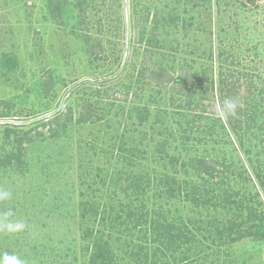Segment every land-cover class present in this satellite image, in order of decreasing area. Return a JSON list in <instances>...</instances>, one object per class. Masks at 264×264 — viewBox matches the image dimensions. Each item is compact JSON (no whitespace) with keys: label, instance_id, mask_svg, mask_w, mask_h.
<instances>
[{"label":"rangeland","instance_id":"rangeland-1","mask_svg":"<svg viewBox=\"0 0 264 264\" xmlns=\"http://www.w3.org/2000/svg\"><path fill=\"white\" fill-rule=\"evenodd\" d=\"M150 1H130V53L117 81L99 89L91 83L82 84L46 119L0 124V185L13 193L11 200L0 202V212L11 210L13 219H22L27 225L17 233L0 231V253L16 254L27 264H86L88 251L80 240L82 208H102L104 203L119 208L128 203L132 195L128 173L135 177L177 170V178L183 179L181 167L170 168L167 163L161 168L156 141L172 132L177 148H182L179 136L185 118L180 106L186 103L187 91L176 89L173 83L145 85L140 91L136 76L149 64L144 37L152 31L154 11L170 21L163 31L158 30L164 32L160 38L165 37L164 49L170 47L168 55L154 59L161 66L173 67V76L180 70L198 73L200 86L194 90L197 108L209 101L205 81L216 82L219 72L227 78L231 70V79L238 85L249 82L247 93L241 95L238 139L248 152L250 168L236 144L222 143L219 125L214 127V142L204 147L197 144L191 154L210 152L225 160L230 167L217 168L210 186L217 187L213 183L220 179L222 186L250 202L247 204L254 212H245L254 217L264 215V0H154L149 5ZM184 11L193 14L191 22L179 19ZM124 48V0H0V120H30L55 109L64 91L78 80L115 74ZM218 48L225 60L221 69L215 58ZM108 95L111 98L103 102L115 107L120 104V109L111 106L100 121L75 122L86 99ZM144 105L149 115L140 116L130 109ZM195 105L189 107L188 115ZM205 121L201 118L203 127ZM169 141L173 142L172 138ZM165 149L168 153L178 150ZM156 202L167 205L161 197ZM169 210L203 238L200 246L192 244V250L200 254L195 264H264V236L259 237L251 223L242 225L240 233L220 227L198 231L200 221L204 224L229 216L218 209L209 212L179 195L171 199ZM258 220L256 224L262 226L264 219ZM98 222L99 215L94 224Z\"/></svg>","mask_w":264,"mask_h":264},{"label":"trees","instance_id":"trees-1","mask_svg":"<svg viewBox=\"0 0 264 264\" xmlns=\"http://www.w3.org/2000/svg\"><path fill=\"white\" fill-rule=\"evenodd\" d=\"M153 3H155L154 0H151L149 5H153ZM186 4L188 3L186 2ZM83 12L82 10L81 14H84ZM154 12L152 31L149 36L144 37L146 40L144 49L147 52L149 64L141 68L136 76L141 86L140 91L144 90L145 85L161 86L169 83H173L172 85L176 89H185L187 91L186 103L180 106L182 116L185 118V125L181 126L182 134L179 136L182 148L180 150L177 148L174 142L176 137L173 136L172 132L167 138H157L156 141V144H158V147H156L158 152L156 153L158 160L161 162V168H166L165 165L167 163L170 168L181 167L184 174L183 179L179 180L177 178L176 173H179L177 170L170 173L161 172L162 174L160 175L155 172L151 176L145 173L135 177H133L132 173H128L126 177L127 186L130 189V194H132L128 203L120 205L119 208L104 203L102 208H100V205H95L94 207H85L83 210L82 202L80 240L84 241L82 244L83 250L85 252L88 251L86 264H195V258L199 259L200 254L197 255L192 250V244L197 243L200 246L203 238L191 227H188L181 216H175L169 210L171 199L177 197V195L182 200L189 201L191 199L196 206L204 207L209 212L214 211L216 213L218 209L225 211V216H229L227 220L212 218L211 220L213 221L206 220L207 222L204 224V221H200L199 226L196 228L198 231L208 229V227H210L209 230L220 227L221 229L227 228L230 231L240 233L239 230L242 225L251 223V227H254L256 234L258 232L259 237L264 236V224L260 226L255 222H259L258 219L263 220L264 215L256 214L254 217L245 212V210L254 212V209L247 204L250 203L249 201L245 202L247 199L243 194H238V192L230 190L229 187L222 186L220 179L213 183L217 184L218 188L211 187L208 183L217 174V168H229L230 165L225 164V160H218L217 157L211 156L210 152H206L203 155L191 154L193 150H197V144H202L204 147L214 142L216 133V131L214 132V127L219 125L224 136L222 143L236 144L237 149L244 155V162L250 168L251 162L248 158V152L238 139L239 123L243 116V108L240 105L241 95L244 92V94L247 93L249 82L246 81L245 84L238 85L234 82L235 80L231 79L233 76L231 70L226 73L227 78L221 77L223 73L220 70L221 72L218 73L216 82H213L212 79L208 82L205 81L204 91L208 95L207 99L209 101L204 107L201 108L199 106L197 108L194 90L196 85L200 86L198 73L193 71L192 75L187 70H180L176 76H173V67L161 66L154 59L157 56L168 55L167 50L170 48L165 47L166 49H164L165 37L160 38V35L164 32H158L159 27L163 28L162 31L165 27H168L170 21L164 15H158L157 11ZM184 13L179 18L182 23H189L194 19L193 14L185 11ZM171 19L176 20L174 17ZM135 23L138 25V22ZM138 39H143V34ZM211 55L213 54L211 53ZM215 58L219 64L218 68L221 69L224 58L221 57L219 48ZM193 67V65H190L191 69ZM145 80H147V83ZM108 86H97V89ZM109 98H111V95L91 100L86 99L76 113L75 122L100 121L102 119L101 114L103 112L108 113L111 106L116 110L120 109V104L115 107L112 102H103L104 99ZM226 99L239 102L234 115L225 114L222 111ZM191 105H195L196 109L190 108L192 114L188 115L189 112L187 111H189ZM130 109L137 112L140 116L143 113L144 115L150 114V110L145 105L141 109L140 107H131ZM196 110L199 112H195ZM203 117L206 119L204 122L206 126L204 127L203 124H200ZM146 121L144 119L142 123L144 124ZM202 132L203 135H200ZM159 135L162 134L159 133ZM170 138H172L173 142L169 141ZM215 141L218 143L217 138ZM186 142L188 146L183 144ZM170 146L174 151L178 149L175 151L176 153H168L166 151L165 148ZM203 149L205 151L207 148ZM154 179H158L157 184L151 187L150 185L154 182ZM152 188L153 192L150 194ZM159 197L166 199L167 203L165 204L167 205H159V202H156ZM98 215L99 222L94 224ZM245 216L249 217L247 221L244 219ZM89 219H92L91 223L86 222ZM237 236L240 237L241 234ZM230 241L233 242V240Z\"/></svg>","mask_w":264,"mask_h":264},{"label":"water","instance_id":"water-1","mask_svg":"<svg viewBox=\"0 0 264 264\" xmlns=\"http://www.w3.org/2000/svg\"><path fill=\"white\" fill-rule=\"evenodd\" d=\"M130 1L131 0H124V16H125V48H124V55H123V59H122V63L121 66L119 68V70L111 75L108 76L106 78H102V79H92V78H82L80 80H78L77 82L73 83L71 86H69L63 93L60 103L59 105L45 113L42 114L40 116H37L35 118H32L30 120H21V121H15V120H11V119H4V120H0V124H27L33 121H38L40 119H46L47 117L53 116L54 114H56L60 108L62 107L65 98L77 87L81 86L82 84L85 83H91L97 86H103L112 82L117 81L122 74L124 73V70L126 68V64L129 58V53H130V45H131V39H132V19H131V11H130Z\"/></svg>","mask_w":264,"mask_h":264},{"label":"clouds","instance_id":"clouds-1","mask_svg":"<svg viewBox=\"0 0 264 264\" xmlns=\"http://www.w3.org/2000/svg\"><path fill=\"white\" fill-rule=\"evenodd\" d=\"M237 102L235 100L226 99L222 111L225 114H235ZM12 191L0 185V202H7L12 199ZM11 210L0 212V231L6 233H17L23 231L27 225L22 219H13ZM0 264H27L25 259L20 258L16 254H9L8 252L0 253Z\"/></svg>","mask_w":264,"mask_h":264}]
</instances>
